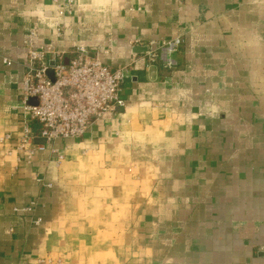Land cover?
<instances>
[{
    "label": "crops",
    "instance_id": "0c3cea01",
    "mask_svg": "<svg viewBox=\"0 0 264 264\" xmlns=\"http://www.w3.org/2000/svg\"><path fill=\"white\" fill-rule=\"evenodd\" d=\"M29 42L127 71L123 106L27 162ZM5 135L0 264H264V0H0Z\"/></svg>",
    "mask_w": 264,
    "mask_h": 264
},
{
    "label": "built area",
    "instance_id": "2783aa9c",
    "mask_svg": "<svg viewBox=\"0 0 264 264\" xmlns=\"http://www.w3.org/2000/svg\"><path fill=\"white\" fill-rule=\"evenodd\" d=\"M74 2L55 0L58 15L71 14ZM182 42L181 36H177L156 49L149 48L146 52L148 61L155 63L160 56H165L167 65L171 67V56L179 50ZM50 61H53V66H49ZM3 62L7 63V60L3 59ZM25 69L22 92L27 116L16 149L24 154L27 162L37 151L45 150V144H53L57 139L80 138L107 112L123 106L119 94L126 68L106 65L90 57L84 47L67 53L53 47H35L29 42ZM48 70L52 71L53 79L48 77ZM32 99L36 104L29 103ZM31 123L37 124L35 132ZM7 138L8 135L1 137L0 142ZM37 140H45V143H37ZM31 209L28 207L21 211ZM40 221L37 218L35 223Z\"/></svg>",
    "mask_w": 264,
    "mask_h": 264
},
{
    "label": "water",
    "instance_id": "95a60500",
    "mask_svg": "<svg viewBox=\"0 0 264 264\" xmlns=\"http://www.w3.org/2000/svg\"><path fill=\"white\" fill-rule=\"evenodd\" d=\"M137 49H141V48H137ZM141 51V50H140ZM143 51H147V49L145 48ZM53 61H50L49 62V66H53ZM47 75H48V77L50 78V79H53V77H52V71L51 70H48L47 71ZM30 104H36V100H34V99H32V100H30V102H29ZM37 143H45V140H37Z\"/></svg>",
    "mask_w": 264,
    "mask_h": 264
}]
</instances>
